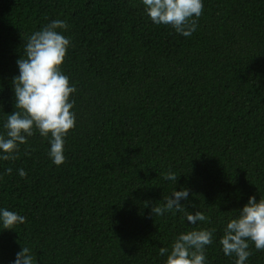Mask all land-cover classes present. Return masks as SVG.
I'll use <instances>...</instances> for the list:
<instances>
[{
    "label": "trees",
    "instance_id": "trees-1",
    "mask_svg": "<svg viewBox=\"0 0 264 264\" xmlns=\"http://www.w3.org/2000/svg\"><path fill=\"white\" fill-rule=\"evenodd\" d=\"M203 5L184 37L154 24L142 0H0V134L16 61L53 20L68 24L61 70L77 89L64 164L35 129L15 160L0 159V208L26 217L14 230L0 222V264L22 246L34 264H165L160 248L199 229L215 230L206 264H235L219 239L250 196L264 197V0ZM184 188L181 204L206 222L151 213ZM249 250L246 264H264Z\"/></svg>",
    "mask_w": 264,
    "mask_h": 264
},
{
    "label": "clouds",
    "instance_id": "clouds-1",
    "mask_svg": "<svg viewBox=\"0 0 264 264\" xmlns=\"http://www.w3.org/2000/svg\"><path fill=\"white\" fill-rule=\"evenodd\" d=\"M145 12L154 24L171 26L176 33L191 37L196 31L198 20L203 15V0H142ZM60 30L67 31L68 24L63 20H53L40 30L31 34L25 45L24 55L16 61L19 75L13 77L15 110L7 116L3 125L4 134H0V159L15 160L19 146L27 144V138L39 135L48 139V155L56 166L66 162L65 138L75 128V101L71 95L77 91L61 70L70 39ZM21 178H26L24 169H18ZM12 169H6L11 174ZM165 180L176 183L178 177L173 172L164 174ZM189 190H174L164 198L163 206L151 207V213L162 216L166 212H183L186 220L195 225L206 222L201 211L188 212L181 204L187 200ZM0 222L4 230H14L26 222V217L16 212L0 208ZM215 230L199 229L178 234L171 248L162 247L160 256H166L165 264H206V247L213 244ZM226 256H235V264H246L252 255L250 244L257 251H264V197L259 200L250 196L247 203L238 211L235 218L227 222L219 239ZM13 264H34L31 249L22 246L16 253Z\"/></svg>",
    "mask_w": 264,
    "mask_h": 264
}]
</instances>
